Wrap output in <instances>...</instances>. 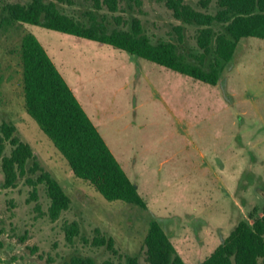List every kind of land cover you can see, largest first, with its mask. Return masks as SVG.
I'll use <instances>...</instances> for the list:
<instances>
[{
	"label": "rangeland",
	"instance_id": "obj_1",
	"mask_svg": "<svg viewBox=\"0 0 264 264\" xmlns=\"http://www.w3.org/2000/svg\"><path fill=\"white\" fill-rule=\"evenodd\" d=\"M28 1L0 0V124L16 125L15 133L32 145L36 159L64 185L72 203L60 218L52 220L46 187L39 185L40 211L37 201H28L32 186L25 178L15 187L2 186L0 161V264H65L74 255L91 256L96 264H127L130 256H137L141 264H150L145 237L153 219L161 222L187 264H202L240 220L252 222L254 210L263 214V38L239 41L216 86L196 82L206 90L190 94V103L211 97L210 113L208 106L195 105L188 117L177 111L175 116V109L161 99L160 84L168 83L167 75L153 73L160 65L139 60L110 44L40 25H6L2 4ZM53 1L85 22H89L90 12L99 19L105 15L111 29L116 26L114 15L130 20L139 17L154 41L179 42L174 27L182 22L165 0H120L117 12L107 6L98 8L95 0ZM191 2L198 4L197 0ZM216 9L217 0H212L209 10ZM184 26L180 50L197 53L198 26ZM26 32L40 40L75 88L115 156L139 185L147 208L110 201L77 177L53 140L27 112L20 54ZM140 61L152 66V73ZM175 75L186 77L178 72ZM134 87L143 90L135 92ZM179 118H185L187 124L179 125ZM10 150L8 144L6 152ZM73 221L79 223L81 233L72 243L67 240L65 225ZM96 235L112 238L114 246L94 245Z\"/></svg>",
	"mask_w": 264,
	"mask_h": 264
},
{
	"label": "trees",
	"instance_id": "obj_2",
	"mask_svg": "<svg viewBox=\"0 0 264 264\" xmlns=\"http://www.w3.org/2000/svg\"><path fill=\"white\" fill-rule=\"evenodd\" d=\"M98 8L107 6L112 12L120 10V0H95ZM165 0L167 7L182 23L174 27L179 42L172 39L154 41L139 17L131 20L114 15L112 29L104 18L89 13V22L62 11L53 0L5 2L4 23L15 22L40 25L110 44L133 55L189 75L197 80L217 85L226 65L233 59L239 41L244 37L264 39V0H217V9L210 11L212 0ZM201 7V8H200ZM184 24L197 25V53H184ZM23 63L25 106L45 133L68 160L75 175L89 182L110 201L121 200L147 208V203L104 136L91 119L74 90L47 52L31 32L23 34L20 42ZM16 125L0 124V161L4 172V188L15 187L21 178L32 186L28 201L39 203V185L46 187L51 200L48 215L60 218L72 197L64 185L45 170L36 159L30 143L16 133ZM11 145L9 153L6 152ZM263 214L251 212L253 221L242 219L225 240L202 264H264ZM66 237L74 242L81 230L77 221L65 225ZM26 237H24L25 239ZM88 239H86L87 241ZM94 245H108L112 238L96 235ZM146 260L150 264H187L177 252L169 234L157 219L149 222L145 237ZM65 264H96L91 256L74 255ZM127 264H141L139 257L130 256Z\"/></svg>",
	"mask_w": 264,
	"mask_h": 264
},
{
	"label": "crops",
	"instance_id": "obj_3",
	"mask_svg": "<svg viewBox=\"0 0 264 264\" xmlns=\"http://www.w3.org/2000/svg\"><path fill=\"white\" fill-rule=\"evenodd\" d=\"M141 58V57H138V59ZM141 60V59H139ZM155 63V62H154ZM140 64L142 66H145L147 70H149V72L152 73H157V72H163L165 75H167V82L168 83H164V84H160V89L162 90V102H164L165 104L167 103H170V105L172 106V109H175V116H178L177 112L182 115V116H185V117H188V113L190 112V110L192 108L195 107V105L199 106V107H203V106H208L209 107V113L211 111V106H212V100L209 98V101H202L198 104H192L190 103V94L193 95L195 93H201V92H204V90H206V87H203L201 85H197L196 82H198L197 79L189 76V75H186V77L184 78H179V77H176L175 75V72H178V71H175L173 69H170V68H167L165 66H162L160 65L161 69H157L152 66H146V65H143L140 61ZM157 64V63H156ZM159 65V64H158ZM162 70V71H161ZM180 74H183L181 72H178ZM201 81V80H199ZM203 82V81H202ZM206 83V82H204ZM209 84V83H208ZM212 85V84H211ZM216 86V85H215ZM72 88V87H71ZM76 94V91H75V88H72ZM133 89H135V92L138 90V91H142L143 88L141 89L140 87L137 88V87H134ZM203 90V91H202ZM201 91V92H199ZM205 93V92H204ZM208 95H210V91H208ZM77 96V94H76ZM78 97V96H77ZM79 99V98H78ZM181 99H185V101L183 103H181ZM80 101V100H79ZM81 102V101H80ZM194 103V102H193ZM82 104V102H81ZM83 105V104H82ZM84 107V105H83ZM222 107V105H221ZM223 107L227 108V104L225 103L223 105ZM85 108V107H84ZM86 110V108H85ZM87 111V110H86ZM177 111V112H176ZM87 113L89 114V112L87 111ZM89 116L91 117V119L94 121V116L92 114H89ZM178 118V117H177ZM192 119V118H191ZM181 119L179 118L178 119V124L180 125L181 122H183L184 124L182 125H185L187 123L185 122H188L185 118L183 119V121H180ZM94 123L96 124V122L94 121ZM190 123V122H189ZM192 123V122H191ZM96 126L98 127L99 129V126L98 124H96ZM110 147V146H109ZM112 150V149H111ZM114 153V152H113ZM123 166V165H122ZM128 174V173H127ZM129 175V174H128ZM139 186V185H138ZM140 191V190H139Z\"/></svg>",
	"mask_w": 264,
	"mask_h": 264
}]
</instances>
